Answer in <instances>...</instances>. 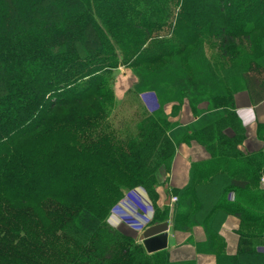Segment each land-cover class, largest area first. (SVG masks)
<instances>
[{"label":"trees","instance_id":"1","mask_svg":"<svg viewBox=\"0 0 264 264\" xmlns=\"http://www.w3.org/2000/svg\"><path fill=\"white\" fill-rule=\"evenodd\" d=\"M253 42L264 46V0H0V264H191L168 261L165 249L147 253L107 221L135 186L153 203L152 223L168 218L157 204V173L169 172L182 131L210 158L175 189L173 226L202 225L217 264H264V252L243 246L252 238L264 244V154L240 147L234 91L216 95L227 103L223 118L203 113L199 127L143 110L125 132L108 117L112 70L133 68L142 80L135 90L171 98L173 81L161 76L175 67L188 79L196 54L214 68L206 44L237 59L224 76L243 78L240 90L263 100L264 56L249 52ZM230 213L240 219L232 255L217 231Z\"/></svg>","mask_w":264,"mask_h":264},{"label":"rangeland","instance_id":"2","mask_svg":"<svg viewBox=\"0 0 264 264\" xmlns=\"http://www.w3.org/2000/svg\"><path fill=\"white\" fill-rule=\"evenodd\" d=\"M240 45L245 46L244 43ZM216 48L214 44H206L205 46V55L208 57L207 61L212 66H215L216 72L213 71L214 68L207 65L196 54V48L189 50L191 51L190 54H196L195 56L197 57L194 66L196 71H187L188 79L175 67H169L165 71V73L169 74L162 75L161 77L167 76L173 81L172 86L166 89L167 93L173 94L171 98L167 97L164 99L156 91L148 87L135 90L134 87L142 80H140L137 71L133 68L119 66L112 70L106 75L112 88L114 99V103L108 113L109 121L118 130L129 132L139 117V113L143 110L146 112L157 111L172 121V119L181 117V110L184 109L186 103L192 115L198 116V127L202 124L200 119H202V115L204 114L208 115V118H214V120L222 119V110L227 103L219 101L220 98L217 99L216 95L219 93H228L229 97H231L233 91L236 92L244 88L245 80L243 78H237L234 74L228 77L226 75L224 76L226 73L229 74L230 69L233 67L232 65L236 62L239 63V61L235 59L229 63L223 60L219 57ZM258 48L260 49H257V43L253 42L249 52H252L255 57H263L264 46ZM235 52L238 54L244 53L241 49H237ZM242 62L245 63L244 60ZM223 64L228 65V68L220 73L219 69L222 71L224 68ZM172 65L174 66L175 64L173 63ZM228 99L227 101H230V98ZM163 168H159L157 177L160 170L163 172ZM262 177L264 178V174ZM184 197L187 198L188 196ZM176 201H179L177 200V196H175L174 202ZM112 219L118 221L120 225H114ZM153 219L154 206L152 201L142 186H135L125 191L123 197L113 204L110 208L107 221L113 226H121L126 233L131 234L136 239V242L139 243L138 236L140 232L151 224Z\"/></svg>","mask_w":264,"mask_h":264},{"label":"crops","instance_id":"3","mask_svg":"<svg viewBox=\"0 0 264 264\" xmlns=\"http://www.w3.org/2000/svg\"><path fill=\"white\" fill-rule=\"evenodd\" d=\"M233 103L235 112L245 128V138L241 144V148L246 152L261 151L264 154V99L258 102H252L246 90H238L233 94ZM188 104L181 111V117L172 119L173 122L183 127H198V116H193ZM171 107V106H170ZM227 133H231L228 128ZM181 139L176 145L174 157L172 159L169 172L163 168L158 174V184L156 190L158 192L157 204L160 208L167 206L169 214L167 221L168 238L167 247L165 248L168 261L185 262L191 264H217L214 254V247L210 248L207 244V233L202 225L194 224L189 229L175 228L172 223V213L174 209V201L172 198L176 196L175 189L184 187L190 177V169L192 165L200 163L210 158L206 148L193 138H184V132H180ZM260 187L264 190V181L260 178ZM237 193V198L243 197L245 194ZM234 193L230 195L233 199ZM168 197L170 198L168 202ZM186 208L180 207V211L186 212ZM113 220L114 225H118V221ZM120 225V224H119ZM240 227V219L238 216L230 213L226 214L218 227V235L223 242V251L232 255L237 252L240 247V237L238 229ZM141 233V232H140ZM140 235V234H139ZM139 238V236H138ZM210 245V244H209ZM244 247L256 248L264 252V244L261 238H252L245 242Z\"/></svg>","mask_w":264,"mask_h":264},{"label":"water","instance_id":"4","mask_svg":"<svg viewBox=\"0 0 264 264\" xmlns=\"http://www.w3.org/2000/svg\"><path fill=\"white\" fill-rule=\"evenodd\" d=\"M169 200L168 197V202ZM168 226L169 223L165 220L152 223L141 231L138 242L143 245L147 253H154L167 247Z\"/></svg>","mask_w":264,"mask_h":264},{"label":"built area","instance_id":"5","mask_svg":"<svg viewBox=\"0 0 264 264\" xmlns=\"http://www.w3.org/2000/svg\"><path fill=\"white\" fill-rule=\"evenodd\" d=\"M263 179H264V178L262 177V180H263ZM174 200H175V197L172 198V201H174Z\"/></svg>","mask_w":264,"mask_h":264}]
</instances>
